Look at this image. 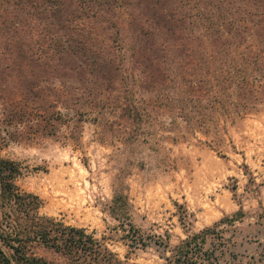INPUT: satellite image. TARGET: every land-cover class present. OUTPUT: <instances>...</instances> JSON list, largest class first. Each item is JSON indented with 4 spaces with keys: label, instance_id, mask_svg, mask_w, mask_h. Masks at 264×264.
<instances>
[{
    "label": "rangeland",
    "instance_id": "1",
    "mask_svg": "<svg viewBox=\"0 0 264 264\" xmlns=\"http://www.w3.org/2000/svg\"><path fill=\"white\" fill-rule=\"evenodd\" d=\"M196 1L191 0L198 4ZM253 2L264 12V0H235L238 6ZM215 3L207 0V5L216 8ZM13 8L0 9V14L5 10L0 16V155L21 163L23 174L17 183L42 199L40 213L85 228L117 255L119 264H167L173 259L175 246L207 227L216 228L221 238H210L206 245L208 248L216 242L218 264H264V100L249 110L224 113L222 109L209 110L206 95L200 105L206 116L194 124L182 117L175 101L192 96L186 78L199 72L205 79L208 76H204L206 67L200 69L203 60L198 62L197 55L201 47H212L205 39L200 44L196 38L204 25L193 18V23L184 25L186 34L178 33L181 38L173 43L171 58L177 68L176 82L169 83V88L164 77L149 74L141 59L133 58L136 28L129 24L132 17L128 9L119 7L113 11L119 27L124 28L120 36L114 28L105 31L113 35L105 61L116 57L125 68L115 81H107L86 72L85 66L84 70H70L69 65L74 64L68 59L42 58L29 62V66L22 57L27 49L24 45L20 49V45L31 39L29 31L37 32L49 24L42 15L44 21L36 16L34 20L25 19L26 13L17 20L18 11ZM27 8L32 14L37 9L32 4ZM77 8L75 1L67 8L71 23L49 25L51 39L63 33L68 34L65 40L74 38L76 23L85 28L77 40L82 39V32L95 36L87 21L83 20L82 25L76 18V14L83 16ZM227 8L231 16L217 9L216 14L238 18L243 13ZM74 10L77 12L71 15ZM43 13L49 14L47 10ZM62 24L71 28L60 31ZM249 27L255 28L253 24ZM262 28L264 24L258 30ZM249 42L255 48L263 46L255 35ZM32 45L36 52L39 45ZM94 50L73 57L81 64L91 63L98 60ZM29 55L27 51L25 56ZM157 55L165 66L163 57L169 56L162 50H157ZM29 79L35 82L38 93L48 98L50 109L62 112L63 118L54 122V135L34 134L31 124L12 121L21 108ZM73 95L83 99L93 96L97 104L92 107L94 103L87 106L77 102L85 112L83 121L76 124L68 122L73 111L65 108L70 102L63 101ZM194 96L193 103L197 104V93ZM131 98L141 109L143 120L127 116L124 109L131 104ZM116 192L126 195L131 220L148 241L146 246L130 247L124 239L125 231L110 212ZM240 209L245 212L241 220L221 221ZM36 252L50 260H62L42 248Z\"/></svg>",
    "mask_w": 264,
    "mask_h": 264
},
{
    "label": "trees",
    "instance_id": "2",
    "mask_svg": "<svg viewBox=\"0 0 264 264\" xmlns=\"http://www.w3.org/2000/svg\"><path fill=\"white\" fill-rule=\"evenodd\" d=\"M74 1L79 5L77 9L83 12V16L76 14V18L82 22V25L85 24L83 20L87 21L89 30L93 31L95 36L92 33L82 32V39L77 40L81 29L84 31L85 28H80L76 23L72 31L76 35L74 38L65 40L63 37L68 34L63 33L57 39H51L48 33L51 32L49 25H59L67 21L71 23L72 19L69 18L70 13L67 8ZM214 1L216 8L207 5V0L196 1L199 8H196L198 4L191 2V0H0V9H6V7L13 5L18 11L15 14L17 20L22 13L27 14L25 19L34 20L36 16L42 20L40 15L46 17L49 25L37 32L29 31L32 34L31 39L23 41L20 45V49L23 50L24 45L30 53L27 57L25 56L27 51L23 50L24 61H28V63L37 62L42 58L45 60L56 57L59 60L68 59L74 64L69 65L70 70H84L83 67L85 66L87 67L86 72L93 74L94 77L106 78L107 81H115L119 75H122V72L124 73L125 68L122 62L116 60V57L105 61V54L109 46L108 41L113 36L107 35L105 31L108 28H114L120 36L123 27L121 24V28L119 27L118 18H114L115 12L113 11L119 7L128 9L129 15L132 17L129 24H133L136 28L134 29L136 38L133 45V58L135 61L141 59L142 65L148 69L149 74L158 78L164 77V80L168 81V87L169 83L176 82L174 77L177 74V68L171 64V58L174 54L173 43L180 40L181 37H177L179 36L178 33L186 34L185 23L190 21L193 23V18H195L201 26L204 25L196 38L199 39L200 44H203L205 39L212 46L210 47L211 51L206 49L207 47H201L197 54L199 55L198 62L203 60V64H199L201 68L198 67L200 69L206 67L204 76H208L205 79L203 74L199 72L193 78H186L185 82L189 84L188 92L192 96L189 99L182 97L175 100L179 103V109L182 110V117L187 122L194 124L199 121L198 119L206 116L200 109L206 95L209 98V110L218 111L222 109L224 113L232 111L239 113L242 110H249L257 102L264 100V28L258 30V27L264 24L262 6L256 5L254 2L253 5L238 6L235 0ZM30 4L32 7L39 8V12L36 9L34 10L35 14H32L27 8ZM227 7L239 9L243 13L239 14L240 17L238 18L230 17L231 14ZM142 8L143 10H141ZM41 9L44 12L47 10L49 14H44ZM216 9L219 12L227 11L230 16L226 18L223 14L217 15ZM4 11L1 12L0 16L3 15ZM75 12L77 10L71 12V15H75ZM24 21L21 20V23ZM250 23L255 28L249 27ZM66 27L65 24H62L60 31L65 30ZM7 28L10 29V27ZM67 28L71 27L68 26ZM252 31L255 33L253 34ZM252 35H255L257 41L263 46L255 48L249 42ZM33 36H37L38 39H33ZM54 36L56 35L53 34L52 37ZM140 37L147 38V41ZM62 40H65L66 43H62ZM113 40L117 42V37ZM105 41L103 46L99 45L100 42ZM34 42L35 46L39 45L36 52L32 45ZM119 48L121 49L122 46ZM93 49H95L97 61L93 60L91 63L82 61L81 64L73 57V55L78 56L81 52H90ZM157 50H162L169 56L168 58L163 57L166 61L165 66H162L158 61ZM103 52L104 56H102ZM110 74L111 76L108 77ZM124 78L126 77L123 74L122 79ZM34 83L29 79L25 85L21 97V108L18 115L12 118V121L31 124L30 129L33 130L34 134L54 135L57 133V126L54 122L63 118L62 112L50 109L47 105L49 103L48 98L38 93V88L33 85ZM196 93L197 104L193 103V97ZM73 96L74 98L67 97L63 101L65 103L69 101V106L65 108L73 111L68 122L76 124L83 121L85 112L83 106H81L82 108L77 107V102L87 106L94 103L92 107H96L97 104L94 102L95 100L92 101L93 96L87 99H83L81 95L79 97ZM124 110L127 111V116L132 120H143V113L134 103V98H131V104ZM71 137L76 139L75 136ZM22 174L23 167L20 162L0 155V264L120 263L117 255L85 228L67 225L55 218L42 215L40 213L42 199L33 192L21 189L17 183L18 177ZM110 212L120 222L121 229L125 231L123 237L129 241L130 247L148 244L140 229L131 220L129 202L123 192L115 193ZM244 214V210L240 209L233 217L221 221L241 220ZM215 229L207 227L188 235L174 247L173 259L169 260L167 264H218L219 256L215 254L214 249L216 242H211L210 247H206L208 239L212 238L213 241L221 239L216 235ZM222 243L224 242H220V244ZM38 248L49 251L62 260H50L39 255L36 252Z\"/></svg>",
    "mask_w": 264,
    "mask_h": 264
}]
</instances>
